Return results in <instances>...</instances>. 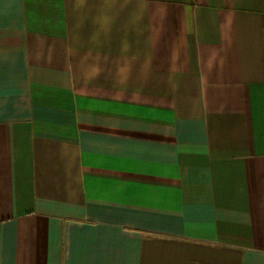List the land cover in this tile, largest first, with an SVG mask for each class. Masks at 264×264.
<instances>
[{"label":"crops","instance_id":"0c3cea01","mask_svg":"<svg viewBox=\"0 0 264 264\" xmlns=\"http://www.w3.org/2000/svg\"><path fill=\"white\" fill-rule=\"evenodd\" d=\"M0 264H264V0H0Z\"/></svg>","mask_w":264,"mask_h":264}]
</instances>
